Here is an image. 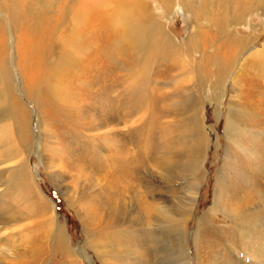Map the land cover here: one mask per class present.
Here are the masks:
<instances>
[{"label":"rangeland","instance_id":"374dc122","mask_svg":"<svg viewBox=\"0 0 264 264\" xmlns=\"http://www.w3.org/2000/svg\"><path fill=\"white\" fill-rule=\"evenodd\" d=\"M101 1L86 0L83 5L81 0L46 4L13 0L12 8L9 0L0 1V264H72L68 263L71 255L60 244L74 253L79 264H106L91 245L92 228L84 218L88 219L96 197L104 199L98 202L100 210L106 206V213H111L112 209L106 197H100L105 188L94 186L86 177L94 179L98 174L105 181L117 180L112 161L118 164L115 167H129L132 172L127 173L140 183L136 189L139 185L147 199L172 220L184 215L187 199L183 195L191 191L196 177L201 184L186 214V228H175L176 223L163 217L162 223L148 226L156 239L148 237L145 224L138 225L135 207L129 202L128 214L122 212L125 221L115 219L119 224L107 228L110 233L119 227L125 231L115 238L117 251L108 256V264H264V251L256 255L241 241L234 245L228 239L231 215L255 214V218L256 213L252 209L240 213L221 195L230 192L234 183L244 184L243 175H236L238 162L255 159L235 143L251 146L246 131L256 137L258 146L264 140V124L258 123V117H253L255 122L247 116L241 119L244 125H238L235 134L241 136L240 142L226 134L230 109L236 110L238 104L242 109V102L250 105L256 100L264 105V66L260 64L264 58L252 55L264 47V9L255 7L259 3L254 1L242 23L225 26L245 39L241 48L219 35L215 19L207 17L214 18L219 11L199 10L201 0L172 4L138 0L142 3L134 5L137 10L126 20L114 15L116 0L114 6L96 10L112 12V29L105 26L107 21L81 27L78 13L101 8ZM230 1L234 4L225 0L220 7ZM157 25L167 38L151 31ZM91 32L98 35L92 48L91 38L85 39ZM169 40L174 50L166 51ZM15 104L29 113L27 144L18 139L22 135L16 132ZM252 123L255 132L248 130ZM201 124L206 144L203 150L188 153L187 146L198 144L194 128ZM142 159H147L145 166ZM258 199L252 198V207L255 201L260 205ZM211 209L216 219L209 216ZM50 217L64 228L67 242L57 239V224L47 225ZM139 230L147 245L133 241ZM208 235L217 241L208 244ZM143 247L148 249L145 263L137 259Z\"/></svg>","mask_w":264,"mask_h":264},{"label":"bare ground","instance_id":"6f19581e","mask_svg":"<svg viewBox=\"0 0 264 264\" xmlns=\"http://www.w3.org/2000/svg\"><path fill=\"white\" fill-rule=\"evenodd\" d=\"M1 1V0H0ZM11 1L13 2V0H9V4L12 7H14L11 3ZM40 1H43L45 2L44 4L50 2V0H40ZM88 1V0H87ZM135 0H118V6H117V11H113L114 15H120V17H122L121 19L123 20L125 18L126 19H130L132 17H129L128 15H130L131 11L134 12L135 10H137L134 5L137 4H141L142 1H138L136 0L137 2L134 3ZM174 0H169L170 4H172ZM181 1V0H180ZM183 2H185V0H182ZM192 1H197V0H192ZM225 1V0H201L200 2V6H199V10L201 11H205V12H209L210 10L214 11V10H218V14L212 18V14L208 15V19H215V21L212 20V22L214 23V26L216 28V30L218 31L219 35H222L224 39L228 40V42L231 44V45H235V46H239L241 48H243L245 45H246V41L245 39H242V38H239L238 35L230 30H228L227 28H225V26H231L232 23L234 22H241L245 20L246 18V13H248V11H250L251 9V6L253 5L254 1H257L259 3V5H255V7H258L259 9H264V0H234V4H232V1L224 4L226 5L223 6L224 8L220 7V5H222L221 3ZM6 2V1H5ZM85 2L86 0H81V3H83V5H85ZM90 2V1H89ZM92 2V0H91ZM102 3V7L101 8H95L94 9H91V8H88L90 9V11L88 12H84L83 14L80 15V13H78L77 15V18L79 20V23H80V26L81 27H86L89 28L91 25L93 26L95 22H100V21H107L105 23V26L108 28V29H112L111 26H114L112 25L114 22L112 19V17L114 15H112L111 11H108L107 14H104L103 11H96V10H103L102 8L104 7V10L105 9H108V7H111L114 6L116 0H103L101 1ZM8 3V2H7ZM79 3V4H81ZM97 2H95L96 4ZM4 4V3H3ZM78 4V5H79ZM94 4V6H95ZM104 4V5H103ZM168 4V3H166ZM219 4V5H217ZM136 5V6H137ZM214 5H217L216 7ZM7 6V5H6ZM9 6V5H8ZM40 6V5H39ZM44 7V6H43ZM42 7V8H43ZM82 7V6H81ZM100 7V6H99ZM138 7V6H137ZM141 7V6H140ZM143 7V6H142ZM10 8V7H9ZM83 9V8H82ZM138 9H141V8H138ZM6 10V9H5ZM93 10V11H92ZM113 10V9H112ZM134 10V11H133ZM15 11V10H13ZM12 11V12H13ZM262 11V10H261ZM33 12V11H32ZM116 12V14H115ZM137 12V11H136ZM138 12H140L138 10ZM137 12V13H138ZM199 12V11H197ZM14 13V12H13ZM110 13V14H109ZM109 14V15H108ZM135 15V13H133ZM16 15V14H15ZM118 15V16H119ZM132 15V14H131ZM130 15V16H131ZM117 16V17H118ZM134 17V16H133ZM115 18V17H113ZM14 21V20H13ZM137 21V20H135ZM120 22V21H119ZM124 22V21H123ZM210 22V23H212ZM126 23V22H125ZM134 23H137V22H134ZM118 24V23H117ZM121 24V23H120ZM123 24V23H122ZM128 24V23H126ZM151 24V23H150ZM156 24V23H155ZM133 25V24H132ZM131 25V26H132ZM154 25V24H153ZM122 26V25H121ZM127 26V25H126ZM161 26V24H160ZM160 26H156V29L155 30H151L153 33H158V35H160L161 39L162 38H167V37H164V32L162 31V29L160 28ZM134 27V25H133ZM145 28V27H144ZM92 29V28H90ZM120 29V28H119ZM147 29V27L145 28V30ZM114 30V29H113ZM128 30V29H127ZM118 32V31H117ZM123 32V31H122ZM129 33V30L127 31ZM225 35V33H227ZM114 33V32H113ZM131 33V32H130ZM129 33V34H130ZM88 34V33H87ZM115 34V33H114ZM128 34V36H129ZM84 35V33H83ZM118 35V34H117ZM122 35V34H121ZM131 35V34H130ZM133 35H134V31H133ZM131 35V36H133ZM90 37L88 38H85L86 40H89L90 38V41H89V44L90 45V48H92V43L93 41L97 40L98 38V35L94 32H91V34L89 35ZM125 36V35H123ZM127 37V35H126ZM150 38V37H149ZM155 38V37H153ZM85 40V41H86ZM84 41V39H83ZM154 42V41H153ZM193 43V38H192V41ZM84 43V42H83ZM152 43V41L150 42ZM155 43H159V40L156 39V42ZM248 43V42H247ZM154 44V43H152ZM86 45H87V42H86ZM155 45V44H154ZM167 45L166 46V51H168L169 48H171L170 50H174V44L172 42V40H169L167 42ZM159 46V45H157ZM40 47V46H39ZM191 47V46H190ZM196 47V46H195ZM194 45H192V48H195ZM246 48V47H245ZM42 49V48H41ZM88 49V48H87ZM196 49V48H195ZM93 50V49H92ZM169 50V51H170ZM189 50V49H188ZM32 53V52H31ZM169 53V52H168ZM35 54V52H34ZM90 55V54H89ZM253 56H257V57H262L264 58V47L259 50V51H255L253 54ZM36 56V58L34 57ZM91 56V55H90ZM34 59H39L41 57H39L38 55H33ZM99 58V56H98ZM33 59V58H32ZM34 61V60H33ZM44 62V61H43ZM97 62V61H96ZM35 64L38 65V67L41 66L42 62L41 60H37V62H35ZM261 65L264 66V64H262V61L260 63ZM44 66V65H43ZM41 68V67H40ZM36 70H38L36 68ZM107 71V70H106ZM263 71H264V68H263ZM111 73V72H110ZM103 75V74H101ZM104 79V78H103ZM33 81V80H32ZM34 83H36L34 81ZM39 83V82H38ZM106 83V81H105ZM37 84V83H36ZM35 85V84H34ZM39 85V84H38ZM40 86V85H39ZM34 87V86H33ZM36 88V87H35ZM33 93V92H32ZM264 94V93H263ZM264 97V95H263ZM232 99V98H231ZM264 101V100H263ZM243 104V107L242 109L240 108L239 104L238 106L236 107L237 109L236 110H232L230 109L229 110V115L228 117L230 118V120L228 121V124L226 126V129H227V132L226 134L228 135V137H231V140L232 141H238L240 142L242 139L240 138L241 136L239 135H236L235 137V134H238L239 130H238V125L242 124V120L243 118H247V117H250L251 118V121L255 122L254 120L256 119H259L258 123H263L264 124V118H263V115H264V105L259 103L258 100L254 101L252 104L250 105H247L246 103L242 102ZM16 110L14 111L15 112V117H16V132L19 134V132H21V134L19 135H22V139L21 137L19 136L18 139L21 140V142L23 144H27L28 142V139L26 137V135L29 133L28 130L26 129L25 125H26V122L27 120L29 121V119H26L28 118L27 115H29L28 111L23 108L22 106L20 105H16L15 104V107H14ZM262 108V109H261ZM116 113V112H115ZM108 115V114H107ZM106 115V116H107ZM25 116V117H24ZM247 116V117H246ZM104 117V116H103ZM253 117H258V118H253ZM106 118V117H105ZM112 118V117H111ZM249 118V119H250ZM247 119V120H249ZM104 120V119H103ZM235 122H233V121ZM105 123V122H104ZM29 124V123H28ZM244 125V123H243ZM29 127V126H28ZM253 128V129H251ZM251 128H248V130L250 131H254L255 132V127L253 126V123L251 124ZM29 129V128H28ZM203 125L201 124L199 127H195L194 128V131L196 133H198V137H197V143L198 144H195L194 142H192L191 145L187 146L188 148V153H190L193 149H202L203 150V147L205 146L206 144V136L202 133L203 131ZM192 132V131H191ZM247 136V139L250 143V147H246V145H242V144H238L237 142L235 143V146H241L242 147V151L243 153L245 154H250V155H253L255 157L254 160H251L250 163H246V164H243V162H241V160L238 162L239 164L236 165V168H238L236 171V175H240L242 177L243 175V178L245 180H243L244 184L240 185L239 186V182L238 183H234L231 187H230V192H226V193H221V195L223 196V199H225L226 201L229 200L230 201V204H232V206L238 211L243 212L244 214L246 213H250V210L252 209L253 212L256 213V216L255 218L254 215L252 216H247V215H238L239 213L237 212L236 214H233L231 215V218H232V227L230 228V230L232 231V234L231 236L228 237L229 241H231L234 245L238 244V240L242 242V246L243 244H246V246L249 248V249H253V252H257L256 255H261L262 251H264V140L260 142L259 146L257 145L256 143V137L254 135H252V133L249 134V131H246V134ZM245 136V137H246ZM96 137V136H95ZM243 137V136H242ZM27 139V140H25ZM20 142V143H21ZM159 142V141H157ZM149 143H151L149 141ZM96 144V143H95ZM98 144V143H97ZM175 144V143H174ZM94 145V144H93ZM148 145V144H147ZM154 145V144H153ZM204 145V146H202ZM27 146V145H26ZM168 145H166L167 147ZM149 147V146H148ZM160 147V146H158ZM165 146L163 145V148ZM165 147V148H166ZM240 147V148H241ZM258 147V148H257ZM168 148V147H167ZM172 148V146H171ZM99 149V148H98ZM126 149V148H125ZM146 149V148H145ZM153 149V147H152ZM155 149V147H154ZM51 150V149H50ZM49 150V151H50ZM142 150V149H141ZM148 150V149H147ZM146 150V152H147ZM151 150V149H150ZM149 150V151H150ZM200 151V152H203V151ZM238 150V148H237ZM125 151V150H124ZM145 151V150H144ZM167 151V150H166ZM129 152V151H128ZM141 152V151H140ZM146 152H144L146 154ZM157 152V151H156ZM51 153V152H50ZM121 153V151H120ZM158 153V152H157ZM171 153V151H170ZM119 154V153H118ZM152 154V153H151ZM150 154V155H151ZM198 154V153H197ZM120 155V154H119ZM123 155V154H122ZM128 154H126V157H127ZM132 155H133V152H132ZM135 155H137L135 153ZM115 156V155H114ZM138 156V155H137ZM153 156V155H152ZM193 156V155H192ZM236 156H240V152L238 153L237 152V155ZM130 157V155H129ZM128 157V158H129ZM134 157V156H133ZM151 157V156H150ZM121 158V157H120ZM132 158V157H131ZM147 158V157H146ZM152 158V157H151ZM158 158V157H157ZM196 158V156L194 157ZM124 159V157L122 158ZM145 159V158H143ZM142 159V160H143ZM156 159V158H155ZM197 159V158H196ZM115 160V159H114ZM117 160V159H116ZM119 160V159H118ZM140 160V162L142 161ZM202 160V159H201ZM112 161V160H111ZM126 161V160H125ZM132 161V160H131ZM139 161V160H138ZM144 161V165H146V160H143ZM156 161V160H155ZM113 162V165H114V172L116 171L117 174L115 175L116 179L115 181H105L104 178H100V176H98V174H96L97 176L94 178V179H90L89 177H86V179L88 178L94 186H100L101 187V190L102 188L104 189L105 188V191L100 194V197H103L105 198V201L107 203V207H110L112 209V211H110L111 213H106L108 210L106 211L105 207H101L103 210H100V206L98 205V202H100L101 200H104V199H97L98 197H96L94 199V201L96 200V205H93L92 207H90L89 209V212L92 211L88 216H86L88 219H85L84 218V221H85V224L90 228H92L91 233H93L91 236V245L92 247L94 248V250L96 251V253L98 254V256L102 259L101 261H104L106 264H108L109 260H108V256H110L111 253H113L114 250L117 251V249L115 248L114 244L116 243L115 241V238H120V236L123 235V233H125V231H119V229L121 230V228L119 227V229L115 232H106L108 229V227L111 226V223H114L115 226H116V223L117 221L115 219H119L118 221H121L122 219V216L124 215L122 212L124 213H127L128 214V209L130 208V205H129V202H133V206L135 207V217H137V221H139L138 225L140 223H143L145 224V232L147 231V235H149L148 237H153V238H157L156 235H154L155 233L149 231V228L148 226L150 225H154L153 223H155L156 225V222H161L164 221L165 219H167L168 221H171V224L172 223H176L174 226L175 228L177 227L178 229H181L182 228H186V214H188V209L190 208V206L192 205L193 201H194V198H195V194L197 192V189L199 187V185L201 184V179L200 177H196L194 179V182L191 184V191L188 193V194H184L183 195V199H187V202H184V210L182 212V214L184 215H180V217H178L176 220H172L173 218L167 216L165 213H163L161 211V208H158L157 205H155L154 203L150 202L149 199H147V196L144 194V191H141L139 189V185L136 189V186H137V179H136V176H132V174H129L127 173V171H129V167L128 168H125V166L123 165H119V166H116L115 165H118L117 163H115V161H112ZM121 162V161H119ZM127 162V161H126ZM134 162V161H133ZM132 162V163H133ZM150 162V161H149ZM126 164V163H125ZM124 164V165H125ZM128 164V163H127ZM142 164V162H141ZM139 164V165H141ZM157 164V163H156ZM227 164V163H226ZM231 164V163H230ZM91 165V164H90ZM89 165V166H90ZM136 165V164H135ZM160 165V164H159ZM168 165V164H167ZM93 166V165H92ZM138 166V165H137ZM153 166V165H152ZM140 167V166H139ZM198 167V166H197ZM197 167H196V170L195 171H198L197 170ZM83 170L87 171V168H85V166L83 165L82 166ZM89 168V167H88ZM135 168V167H134ZM144 168H147V167H144ZM235 168V167H234ZM99 169V168H98ZM113 169V168H112ZM137 169V168H136ZM200 169V167L198 168ZM131 170V169H130ZM92 171V170H91ZM102 171V170H101ZM112 171V170H111ZM151 171H154L153 168H151ZM194 171V172H195ZM234 171V170H233ZM241 171V172H240ZM88 172V171H87ZM130 172V171H129ZM132 172V171H131ZM130 172V173H131ZM93 173V172H92ZM135 173V172H134ZM133 173V174H134ZM89 175V174H88ZM103 175V173L99 174ZM135 175V174H134ZM194 175H196L194 173ZM202 176V175H201ZM91 177V176H90ZM240 177V178H241ZM114 179V178H113ZM121 180H124L125 182H129L128 185H124V182H122ZM129 180V181H127ZM32 181V180H31ZM105 181V184L104 182ZM232 181V180H231ZM230 181V182H231ZM30 182V181H29ZM229 182V183H230ZM235 182V181H234ZM228 183V184H229ZM28 184V183H27ZM33 184V183H31ZM30 184V185H31ZM138 184L139 181H138ZM225 184V183H224ZM224 186V185H223ZM235 186V188L233 187ZM34 187V186H33ZM99 187V188H100ZM22 190V189H21ZM221 190H225V189H221ZM36 191V190H35ZM26 192V191H25ZM39 192V191H38ZM128 193H131V199H127V194ZM20 194V192H19ZM37 194V193H36ZM35 194V195H36ZM145 196H144V195ZM226 194V195H225ZM129 195V194H128ZM253 196V197H252ZM256 197V199L258 197H260L261 199H258L260 201V205L258 206V201H255L254 202V206L255 207H252V198ZM120 198H123V199H120ZM144 198V199H143ZM218 198V197H217ZM242 198V199H241ZM39 199V198H38ZM26 201V200H25ZM28 201V200H27ZM218 201V200H217ZM228 201V202H229ZM41 202V201H40ZM102 202V201H101ZM100 202V203H101ZM33 203V202H32ZM94 203V202H93ZM105 203V204H106ZM27 204V203H26ZM84 204V203H83ZM28 205V204H27ZM36 206V205H35ZM40 206V205H39ZM258 206V209H256V207ZM38 207V206H37ZM215 207V205H214ZM213 207V208H214ZM43 209V211L45 210L44 208V205L41 207ZM212 208V209H213ZM33 209V208H32ZM38 209V208H37ZM84 209V208H83ZM87 209V208H86ZM183 209V208H182ZM212 209L209 211V216L210 217H214V215L212 214ZM42 211V210H41ZM40 211V212H41ZM46 211V210H45ZM87 211V210H86ZM258 211V213H257ZM261 211V212H259ZM233 212V211H232ZM129 216V215H128ZM229 216V215H228ZM46 217V216H45ZM49 217V216H48ZM165 219H164V218ZM51 218V221L49 223V221H47V225L48 226H51L53 227L54 224H57L56 227H55V232H56V236H57V239H61V240H64L66 241V237L67 236H62V233L64 232V228H62L61 225L58 224V217L56 218L57 222H55V219H53L52 217ZM111 218V219H110ZM121 219V220H120ZM216 219V218H215ZM130 220V219H129ZM122 221H125V220H122ZM173 221H176V222H173ZM216 222V221H215ZM45 224V223H44ZM119 224V223H117ZM124 224V223H123ZM122 224V225H123ZM128 225V224H127ZM95 227L99 228V229H95ZM105 227V229H104ZM170 228V225L169 227ZM209 228V227H208ZM225 228V227H224ZM223 228V230L225 231V229ZM51 229V228H50ZM141 230H142V227H141ZM175 230V229H174ZM177 231V230H176ZM185 233V232H184ZM138 234V235H137ZM94 236V237H93ZM65 237V238H64ZM141 237V231H137L135 232V237L133 238V241H137L138 244L140 245H144L146 243H143L142 242V237L140 238V240H137V238ZM213 235L212 236H209L208 235V240H207V243L210 244L213 242V240H216L214 238ZM123 238V237H122ZM131 239V238H130ZM212 240V241H211ZM217 241V240H216ZM58 242V241H57ZM67 242V241H66ZM122 243V242H120ZM119 244V243H118ZM150 244V243H149ZM147 245V244H146ZM225 245V244H224ZM117 246V245H116ZM119 246V245H118ZM60 248H62L63 250L65 251H68L69 252V256L70 258H68V263H72V264H79L76 257L73 258L72 256H74L67 248V246H63L60 244L59 246ZM147 247V246H146ZM146 247H143L142 248V253L138 256V260H142L144 263L146 261V258H147V248ZM128 248V247H127ZM247 249V248H246ZM125 250V249H124ZM127 251V250H126ZM210 252V251H209ZM126 253V252H125ZM128 254V253H127ZM254 255V254H253ZM111 258V257H109ZM132 258V257H131ZM112 261V260H110ZM115 262V261H113ZM259 262V261H258Z\"/></svg>","mask_w":264,"mask_h":264},{"label":"water","instance_id":"95a60500","mask_svg":"<svg viewBox=\"0 0 264 264\" xmlns=\"http://www.w3.org/2000/svg\"><path fill=\"white\" fill-rule=\"evenodd\" d=\"M74 230H77V229H74Z\"/></svg>","mask_w":264,"mask_h":264}]
</instances>
